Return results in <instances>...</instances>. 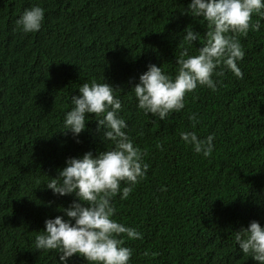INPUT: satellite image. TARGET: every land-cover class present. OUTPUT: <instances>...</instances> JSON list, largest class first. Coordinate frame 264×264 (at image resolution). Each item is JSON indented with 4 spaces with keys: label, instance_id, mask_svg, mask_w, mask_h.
<instances>
[{
    "label": "trees",
    "instance_id": "trees-1",
    "mask_svg": "<svg viewBox=\"0 0 264 264\" xmlns=\"http://www.w3.org/2000/svg\"><path fill=\"white\" fill-rule=\"evenodd\" d=\"M190 3L0 0V264H60L55 251H36L35 236L74 197L54 195L46 184L67 159L106 150L93 114L80 143L63 133L71 96H79L80 84L104 78L119 89V115L149 164L128 199H113L114 219L142 233L122 237L133 250L129 264H256L234 232L252 220L264 227V19L254 16L259 31L240 37L242 79L225 69L214 77L222 81L216 92L198 88L165 120L139 110L131 90L150 64L175 76L189 25L201 33L189 49L197 54L207 24L181 14ZM33 6L45 10L43 26L25 34L16 20ZM191 114L199 120L195 128ZM183 131L200 139L214 134L212 155L186 146ZM68 264L85 261L73 257Z\"/></svg>",
    "mask_w": 264,
    "mask_h": 264
},
{
    "label": "clouds",
    "instance_id": "clouds-1",
    "mask_svg": "<svg viewBox=\"0 0 264 264\" xmlns=\"http://www.w3.org/2000/svg\"><path fill=\"white\" fill-rule=\"evenodd\" d=\"M181 14L206 22L203 45L197 54H189L193 42L201 40V33L189 25L180 45L183 50L175 57V76L162 66L150 64L131 89L138 109L160 120L182 111L186 98L198 88L216 92L222 81L214 77H222L225 69L243 78L238 66L245 56L240 37L259 31L260 21L254 22L253 17L264 19V0H191ZM44 18L45 10L33 6L16 20V26L25 34L35 33L42 28ZM80 85L79 96H71L73 107L65 116L63 133L71 132L76 139L86 130L89 114H93L96 131H102L101 139L108 143L106 150L96 155L89 151L82 158L67 159L57 176L50 177L47 189L57 196H73L74 200L67 208L58 209L63 215L45 221V229L35 236L34 247L39 252L55 251L60 264H68L73 257L85 264H129L133 250L124 246L122 237L137 240L142 239V233L114 219L113 199L118 195L128 199L135 186L147 178L146 152L126 132L128 125L119 115L122 101L115 95L119 89L105 78L103 83L93 80ZM189 120L193 128L199 123L196 114H191ZM180 138L204 158L214 151V134L200 139L195 131H183ZM76 143L80 141L76 139ZM157 148L163 150L159 143ZM234 239L245 257L264 264V227L258 221L252 220L246 228L235 231Z\"/></svg>",
    "mask_w": 264,
    "mask_h": 264
}]
</instances>
